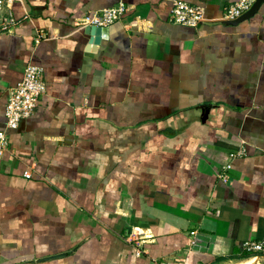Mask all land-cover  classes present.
I'll return each instance as SVG.
<instances>
[{
  "label": "crops",
  "instance_id": "crops-1",
  "mask_svg": "<svg viewBox=\"0 0 264 264\" xmlns=\"http://www.w3.org/2000/svg\"><path fill=\"white\" fill-rule=\"evenodd\" d=\"M117 1L18 0L0 32V264L264 260V3L232 25L236 0H184L205 11L190 27L172 0H128L91 41L85 18ZM29 62L47 92L10 129Z\"/></svg>",
  "mask_w": 264,
  "mask_h": 264
},
{
  "label": "built area",
  "instance_id": "built-area-1",
  "mask_svg": "<svg viewBox=\"0 0 264 264\" xmlns=\"http://www.w3.org/2000/svg\"><path fill=\"white\" fill-rule=\"evenodd\" d=\"M18 0H0V32L11 31L16 18L13 13V5ZM255 0H236L225 8L224 18L231 20L239 17L248 10ZM128 10V0H118L113 6L103 8L95 12L91 17H86V25L108 26L121 19ZM204 8L202 5L190 3L184 0H172L169 21L190 27L198 26L204 20ZM264 22V16H263ZM47 92L44 79V68L33 62H29L23 73L22 79L8 89V98L5 108L6 122L10 129H17L22 120L31 117ZM9 137L6 131H0V147H7ZM243 153L240 149L231 152L232 158ZM231 164L222 167L220 177L228 178ZM30 177L29 172H25ZM194 233V232H192ZM242 247L250 251H261L263 246L259 242L246 241ZM139 254V253H138Z\"/></svg>",
  "mask_w": 264,
  "mask_h": 264
},
{
  "label": "water",
  "instance_id": "water-1",
  "mask_svg": "<svg viewBox=\"0 0 264 264\" xmlns=\"http://www.w3.org/2000/svg\"><path fill=\"white\" fill-rule=\"evenodd\" d=\"M264 3V0H255L253 2V4L251 5V7L246 10L243 14H241L239 17L235 18V19H231V20H224L225 23L228 24H232V25H237L240 22L251 18L252 16H254L260 9L261 5ZM106 30V26H96V25H87L86 26V31L87 33H90L92 35L91 41H94L96 43L99 42L102 34H104ZM199 110H202L201 115H202V122H206L207 119L209 118L210 115V109L207 108L204 105L198 106Z\"/></svg>",
  "mask_w": 264,
  "mask_h": 264
},
{
  "label": "bare ground",
  "instance_id": "bare-ground-1",
  "mask_svg": "<svg viewBox=\"0 0 264 264\" xmlns=\"http://www.w3.org/2000/svg\"><path fill=\"white\" fill-rule=\"evenodd\" d=\"M238 264H258V261H257V257L256 256H252L251 259L245 261V262H239Z\"/></svg>",
  "mask_w": 264,
  "mask_h": 264
},
{
  "label": "rangeland",
  "instance_id": "rangeland-1",
  "mask_svg": "<svg viewBox=\"0 0 264 264\" xmlns=\"http://www.w3.org/2000/svg\"><path fill=\"white\" fill-rule=\"evenodd\" d=\"M258 264H264V260H257ZM225 264H233V262H227Z\"/></svg>",
  "mask_w": 264,
  "mask_h": 264
},
{
  "label": "trees",
  "instance_id": "trees-1",
  "mask_svg": "<svg viewBox=\"0 0 264 264\" xmlns=\"http://www.w3.org/2000/svg\"><path fill=\"white\" fill-rule=\"evenodd\" d=\"M253 254V252L251 253V252H246V253H244L243 254V256H249V255H252Z\"/></svg>",
  "mask_w": 264,
  "mask_h": 264
}]
</instances>
